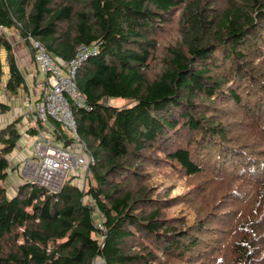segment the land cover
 I'll return each instance as SVG.
<instances>
[{
  "label": "trees",
  "instance_id": "obj_1",
  "mask_svg": "<svg viewBox=\"0 0 264 264\" xmlns=\"http://www.w3.org/2000/svg\"><path fill=\"white\" fill-rule=\"evenodd\" d=\"M0 25L14 95L9 30L64 63L98 48L76 74L83 186L11 194L21 120L0 129V264H264V0H0ZM170 164L183 195L153 182ZM178 202L193 222L169 214Z\"/></svg>",
  "mask_w": 264,
  "mask_h": 264
},
{
  "label": "built area",
  "instance_id": "obj_2",
  "mask_svg": "<svg viewBox=\"0 0 264 264\" xmlns=\"http://www.w3.org/2000/svg\"><path fill=\"white\" fill-rule=\"evenodd\" d=\"M0 30L5 27L0 25ZM35 49V60L45 74L44 92L40 100L30 102L28 109L34 116V128L37 130L33 149L35 155L42 157L37 164L31 183L44 187L50 193L60 192L68 173L76 167H86L94 162L93 156L82 142L78 133V123L73 106L92 110L86 96L79 91L76 74L79 66L91 54L97 53V46H81L76 56L68 63L56 57L34 38L29 37ZM74 104V105H73ZM56 122L70 133L71 143L60 140L51 141L47 133L42 132L48 121Z\"/></svg>",
  "mask_w": 264,
  "mask_h": 264
},
{
  "label": "rangeland",
  "instance_id": "obj_3",
  "mask_svg": "<svg viewBox=\"0 0 264 264\" xmlns=\"http://www.w3.org/2000/svg\"><path fill=\"white\" fill-rule=\"evenodd\" d=\"M9 31H10V34H14V32H15L14 30H9ZM8 35H9V33H8ZM10 40H12V39H10ZM23 94H24V96H27L29 94V91L27 89H25L24 93L20 92V93L15 94V95L8 91V96L10 98H12L14 96V98H17V100L18 99L19 100L18 101L16 100L12 103V100L9 98L10 102L13 106H12V108L10 107L9 112L0 113V123L2 122L5 125H7L10 122L12 123L14 121L17 122V121L21 120V116L15 110L13 111V108H16L18 105L22 104L21 98L23 97ZM20 99H21V101H20ZM119 104H122V103L119 102ZM21 108L25 109L24 101H23V104L21 105ZM25 121H27V120L25 119ZM22 123H24V122L22 121ZM25 124H26V126H24L23 128L22 127H20V128L22 129V133L25 132L26 138L30 139L29 138L30 134L28 132V130H30L29 125L26 122L24 123V125ZM20 125H22V124L20 123L19 126ZM57 134H58V136L60 134H63V136L66 139H70V133L65 129H62V128L59 129ZM27 144H31V140H28ZM33 147L34 146L32 145V150L34 152ZM9 160L11 162L12 167H11V169L9 171V175L6 179L7 181L4 182V184L8 187V189L10 190V193L14 194V192H16V190L19 188L20 185L28 183L32 180V177L36 171V167H34L31 164H36V163L40 162L42 160V157L39 155H35L33 158H28V157L21 155L20 150L19 151L15 150L11 154H9ZM150 171L152 172L153 180H154L153 182L155 184L161 183L162 188L170 186L171 196L183 195L185 192H187L190 189V183H189L188 176L175 174L174 166H172L171 164L164 166L162 168H151ZM172 173L174 175L169 176ZM76 176L78 177L77 180H75ZM86 176H87L86 175V167H83V168L76 167L75 169L71 170L68 173L67 180H69L70 178H73V179L75 178L74 180L78 181V183L81 186H83ZM29 211H31V210L29 209ZM169 214L174 215V216L186 217L190 222H193L195 220L194 211L190 207H188L187 205L183 204L182 202H178L177 204H175L169 210ZM103 262L104 261L102 259L98 258L96 261V264H104Z\"/></svg>",
  "mask_w": 264,
  "mask_h": 264
},
{
  "label": "crops",
  "instance_id": "obj_4",
  "mask_svg": "<svg viewBox=\"0 0 264 264\" xmlns=\"http://www.w3.org/2000/svg\"><path fill=\"white\" fill-rule=\"evenodd\" d=\"M9 38L12 39L14 54L16 56L18 65L21 68V70L25 76L26 83H27V89L29 91V94L27 96H24V94H23V97L21 98L22 104L24 101V106H25L26 110L21 108L22 104H20L16 108H13V111L15 110L21 116L20 123L22 125H20V127L23 128L24 126H26V124L24 125V123L26 122L29 125V129H32V128H34L35 122H34V116L32 115L31 111L28 109V105L30 102H35L36 100H40L42 98V95L44 92V84L43 83H44V79H45V74L41 70L38 62L35 60V57H34L35 52L33 55L32 51H31L32 48L30 47L31 45L26 44L25 40L21 38L20 34L17 31L14 32V34L9 33ZM0 57H1L2 65H3V70H2V73L0 74V102L8 104L12 108L13 105L11 104L10 99L12 100V103H13L14 101L17 100V98H14V96L12 98H10L8 96V91L6 89L7 82L10 78V67H9V63H8V51L5 48L1 49ZM21 92L24 93V91H22V90H21ZM21 99H20V101H21ZM117 101L121 102L119 100H117ZM9 111H10V109H9ZM25 119L27 121H25ZM22 121L24 123H22ZM5 126L6 125L4 123H2V122L0 123V129L4 128ZM58 131H59V128L56 126L55 122L50 120L47 123H45V125L43 126L42 132L47 133V135L50 137L51 141H53V142L58 143L62 139L64 141H67L66 144H70L69 141H71L70 140L71 137H70V139H66L63 136H60L61 134L58 136V134H57ZM28 132H29V130H28ZM21 133H22V129H21ZM29 138L30 139H27L25 132H23L21 139L19 140L18 146L16 147L15 150L16 151L20 150L21 155H23L25 157L33 158L35 156V153L32 150V145L34 144L35 136L30 135ZM28 140H31V144H27ZM11 167H12V165H11ZM77 179H78V177L76 176L75 180H77Z\"/></svg>",
  "mask_w": 264,
  "mask_h": 264
},
{
  "label": "bare ground",
  "instance_id": "obj_5",
  "mask_svg": "<svg viewBox=\"0 0 264 264\" xmlns=\"http://www.w3.org/2000/svg\"><path fill=\"white\" fill-rule=\"evenodd\" d=\"M31 165H33L34 167H36V168H37V165H36V164H31Z\"/></svg>",
  "mask_w": 264,
  "mask_h": 264
}]
</instances>
